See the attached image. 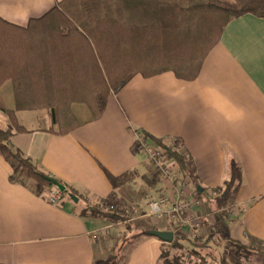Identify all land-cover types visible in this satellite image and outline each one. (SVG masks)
<instances>
[{
  "label": "crops",
  "instance_id": "1",
  "mask_svg": "<svg viewBox=\"0 0 264 264\" xmlns=\"http://www.w3.org/2000/svg\"><path fill=\"white\" fill-rule=\"evenodd\" d=\"M61 1L0 0V17L27 26ZM16 116L27 131H14L12 146L41 172L65 183L79 202L67 193L61 206L49 203L43 196L48 188L0 153V264H94L108 256L126 226L85 215L86 204L128 208L132 229L140 225L139 231H176L193 238L188 228L178 231L166 217L151 215L149 202L167 194V183L151 176L154 167L136 148L134 130L177 139V150L194 165L192 190L199 185L213 194L229 178L234 158L243 177L228 201L221 235L246 245L251 238L264 242L263 17L248 13L228 23L195 80L172 71L148 78L138 74L110 95L101 118L85 114L69 134L54 132L49 110L17 111ZM200 199L195 214L206 219L207 211L218 214L209 199ZM164 245L155 236L140 235L127 243L118 264H164Z\"/></svg>",
  "mask_w": 264,
  "mask_h": 264
},
{
  "label": "trees",
  "instance_id": "2",
  "mask_svg": "<svg viewBox=\"0 0 264 264\" xmlns=\"http://www.w3.org/2000/svg\"><path fill=\"white\" fill-rule=\"evenodd\" d=\"M248 13L264 18V0H63L27 26L0 17V90L11 82L14 94V108L10 109L0 93V112L10 121L6 128L0 125V153L44 188L66 185L41 172L32 159L12 146L14 131H27L18 122L17 111L49 110L54 132L69 134L82 125L75 105L87 106L91 120H97L104 115L110 95L138 74L148 78L172 71L180 79L195 80L228 23ZM140 132L163 147L164 154L178 166L179 175L194 182V165L187 155ZM242 177L241 167L232 158L229 178L208 196L218 211L211 231L195 238L173 231L174 240L165 242L162 249L164 264H184L171 249H185V244L192 246L191 253L205 254L202 264H210L207 257L215 264H225L207 247L215 236L226 238L220 227L228 219L226 207ZM66 187L69 194L76 195ZM83 213L126 226L108 256L94 264H118L127 243L149 231L132 232L131 214L124 206L107 209L86 204ZM250 241L246 245L228 238L237 255L264 253V242ZM166 245H170L168 250Z\"/></svg>",
  "mask_w": 264,
  "mask_h": 264
},
{
  "label": "built area",
  "instance_id": "3",
  "mask_svg": "<svg viewBox=\"0 0 264 264\" xmlns=\"http://www.w3.org/2000/svg\"><path fill=\"white\" fill-rule=\"evenodd\" d=\"M133 137L136 148L146 155V158L154 164L156 169L162 171L165 176L164 182L167 183V194L153 199L149 203L151 215L166 217L178 231H184L185 228H188L194 237L203 224V217L193 212V206L201 205L202 200L197 190H192V180L187 176L179 175L176 164H172V167L166 165L170 159L164 154L162 146L152 142L137 130H134ZM162 144L177 150L175 137L163 138ZM43 196L49 203L61 206L66 193L57 185H53L43 193Z\"/></svg>",
  "mask_w": 264,
  "mask_h": 264
},
{
  "label": "rangeland",
  "instance_id": "4",
  "mask_svg": "<svg viewBox=\"0 0 264 264\" xmlns=\"http://www.w3.org/2000/svg\"><path fill=\"white\" fill-rule=\"evenodd\" d=\"M1 95L3 97L5 106L7 108H10V109L14 108V94H13V88H12L11 82H8L5 85ZM74 110L79 117H84L85 114L91 115L87 106H85L83 104L75 105ZM6 121H9L8 117L3 112H0V124L2 126H4ZM172 164H173V162L170 160L167 162L166 165L168 167H172ZM152 166L154 167L153 163H152ZM153 171H154V173L151 176H153L154 179L156 178V180L159 179V181L161 180L163 182L165 179V176L162 173V171L156 169L155 167H154ZM19 176L24 177L23 173H21V174L19 173L17 175V177H19ZM208 196L212 197V194H209L207 191H205V193L203 194V197H205L207 200L209 199L212 206L214 205V207H216V204H214L211 201V199L208 198ZM152 200H150V202ZM209 213H211V211H207V213H206V215L208 216L207 219L203 218V224L201 226L202 230L200 228L198 233L193 238L197 237L198 235H203L205 237L211 231L209 228L211 225L210 223L213 224L217 220L218 214L212 213V215L209 216L210 215ZM131 224H132V222H131ZM140 228H141L140 225H135L134 228L132 229V231L138 232L140 230ZM185 246H186L185 249H171L172 254L174 256H180L181 260L184 262V264H202V256L205 254L199 255V254L191 253V250L193 249L192 246L189 244H185ZM169 248H170V245H166V249L168 250ZM130 249H131V247L129 246L127 248V251ZM207 251L215 254L218 258L219 257L222 258L224 260L225 264H264V253H262V252H260V253L259 252H251V253L250 252H242L241 255H237V254L232 252V245L227 240L222 239V238H217V237L214 238L211 241V243L209 244V246L207 247ZM206 260L210 264H215L209 257H207Z\"/></svg>",
  "mask_w": 264,
  "mask_h": 264
},
{
  "label": "water",
  "instance_id": "5",
  "mask_svg": "<svg viewBox=\"0 0 264 264\" xmlns=\"http://www.w3.org/2000/svg\"><path fill=\"white\" fill-rule=\"evenodd\" d=\"M55 185H57L64 193H68L66 185L61 183H56ZM196 188L199 193L203 192V189L199 185ZM70 197L74 201L79 202V197H77L76 195L70 194ZM148 234L151 236L158 237L159 239L167 243H171L174 240V233L172 231L150 230L148 231Z\"/></svg>",
  "mask_w": 264,
  "mask_h": 264
}]
</instances>
